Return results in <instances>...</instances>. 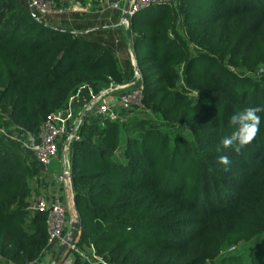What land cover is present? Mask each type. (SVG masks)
<instances>
[{
	"label": "trees",
	"instance_id": "1",
	"mask_svg": "<svg viewBox=\"0 0 264 264\" xmlns=\"http://www.w3.org/2000/svg\"><path fill=\"white\" fill-rule=\"evenodd\" d=\"M154 7L162 10L142 15ZM124 40L141 72L144 113L153 117L131 124L89 117L72 144L79 249L94 247L106 264H209L255 239L252 257L264 246V112L241 154L217 147L236 111L264 108V0L152 6L132 18ZM131 79L102 41L35 18L21 0H0V109L14 125L37 136L79 90L90 101L89 88L98 94ZM221 155L231 160L227 171ZM40 166L0 135L7 263L35 264L49 249L48 216L31 218L29 210Z\"/></svg>",
	"mask_w": 264,
	"mask_h": 264
},
{
	"label": "built area",
	"instance_id": "2",
	"mask_svg": "<svg viewBox=\"0 0 264 264\" xmlns=\"http://www.w3.org/2000/svg\"><path fill=\"white\" fill-rule=\"evenodd\" d=\"M87 1V0H85ZM179 0H112L107 3V8L113 11L122 12V24L126 26V30L130 28L131 20L139 12L152 6H161L164 4L176 3ZM32 10L36 13L39 20H42L49 14H65V13H88V10L80 8L76 4L72 9L57 11V0H29ZM125 2V5L123 3ZM98 4V2H97ZM103 4V1L100 2ZM129 7L128 13L126 7ZM54 9L56 11H54ZM97 12L101 10V5L95 7ZM128 15V19H126ZM131 45V44H130ZM131 53H133L131 45ZM134 55V54H133ZM135 78L131 82L123 85L115 83L103 88L98 94L92 88H89L88 95L90 101L85 99L84 90L81 89L78 93L72 96L66 105L50 115L43 123L40 133L36 136L22 128L14 125V133H7L5 130H0V135L11 142L19 143L23 149L31 152L36 157L41 167L48 172L55 161L64 160L59 158L58 154L62 148L66 154L71 153L72 144L81 140V131L89 117L103 118L109 121H119L122 114L128 111L129 108L136 107L139 111L144 112L145 108L142 105L143 101V85L141 76L135 67ZM263 70L260 71V74ZM83 103V107L80 105ZM67 168L59 176L53 179L54 186L47 191H42V194L31 200L30 216L35 217L37 214H46L48 216V251H53L56 255L59 254L61 247L65 243L66 236L74 222L73 219L67 218V209L64 204L62 194L66 192L67 175L72 176V161L65 159ZM35 201V202H34ZM79 237L68 246L58 263L54 264H74L76 258L90 263H103L94 247L88 252L80 250L78 244ZM45 252V253H46Z\"/></svg>",
	"mask_w": 264,
	"mask_h": 264
},
{
	"label": "rangeland",
	"instance_id": "3",
	"mask_svg": "<svg viewBox=\"0 0 264 264\" xmlns=\"http://www.w3.org/2000/svg\"><path fill=\"white\" fill-rule=\"evenodd\" d=\"M21 1L24 3V5L32 9L29 0ZM101 1H103V4H100ZM111 1L112 0H57V11H63L70 8L72 9V7H74L76 4H79L80 8L83 10H88V13H52L46 15L42 21L47 22L48 24L57 25L64 30H74L75 32L80 33L84 32V36L86 37H89L90 34L94 35L96 39L102 41L107 46L112 48L116 54H120V67L132 78L131 80L133 81L135 78V67L137 66V63L133 55L134 53H131V48L129 50V47L131 46L128 47L127 42L124 40L127 28L122 24V12L113 11L107 8V3ZM98 5H101V10L103 9V11H96L95 7ZM123 5H125V2ZM161 10L162 9L160 7H154L148 11H144L142 15L147 16L152 13L157 14ZM54 11L56 10L54 9ZM180 33L184 35L183 29H181ZM192 98L195 100L196 97L192 96ZM80 107H83V105L81 104ZM152 117L153 116L151 114L141 112L136 107H133L129 108L128 111H125L119 121L120 123L131 124L136 120ZM97 119L99 118H94L93 122L97 121ZM2 129L11 134L15 132L11 119H9L7 114L3 113L0 109V130ZM58 157L60 159L63 158L61 149L59 151ZM30 185L35 198L41 195L42 191H47L53 187L54 182L49 171L46 172L43 168H41L38 175L31 181ZM65 206L67 209V218L70 220L72 217L76 216L77 212H75V206L71 200L69 203H66ZM257 244L258 240L254 239L251 242H243L234 246H228L223 250V253L219 259L214 262H209V264H222L223 260L226 258L228 259L229 257L239 259L241 264H252V258L257 262H260L264 259V246L258 249L251 257V252Z\"/></svg>",
	"mask_w": 264,
	"mask_h": 264
},
{
	"label": "clouds",
	"instance_id": "4",
	"mask_svg": "<svg viewBox=\"0 0 264 264\" xmlns=\"http://www.w3.org/2000/svg\"><path fill=\"white\" fill-rule=\"evenodd\" d=\"M260 112H264V108L246 107L236 111L230 117V124L233 130L229 135H225L220 140V145L217 147V151H221L222 149H232L237 155L241 154L242 150L247 145L251 144L260 132ZM218 162L225 166V171L229 170L231 160L227 155L219 156Z\"/></svg>",
	"mask_w": 264,
	"mask_h": 264
},
{
	"label": "crops",
	"instance_id": "5",
	"mask_svg": "<svg viewBox=\"0 0 264 264\" xmlns=\"http://www.w3.org/2000/svg\"><path fill=\"white\" fill-rule=\"evenodd\" d=\"M78 18V17H77ZM48 24V23H47ZM50 25H52V26H57V25H54V24H50ZM58 27V26H57ZM59 29H62V28H60V27H58ZM120 29H122V28H120ZM62 30H64V29H62ZM65 31H72V30H65ZM74 31V30H73ZM75 32V31H74ZM76 33H80V32H76ZM85 35V33L83 32V33H81V36H83V37H85V38H94V39H96V37L94 36V35H92V34H90L89 35V37H86V36H84ZM105 44V43H104ZM106 45V44H105ZM128 46H129V44H128ZM129 50H130V48H129ZM117 56H118V58H120V54H118L117 53ZM63 148V147H62ZM61 148V151H62V155H63V159L64 160H61V161H55L53 164H52V167L49 169V173H50V175L52 176V178L54 179V177L55 176H59L62 172H64L65 171V169L67 168V164H66V162L67 161H65V159L67 160L68 159V161L69 162H71L72 161V157H70V156H72V150H71V153L69 152L68 154H66L65 152H64V150ZM71 154V155H70ZM72 163V162H71ZM62 196H63V199H64V204H66V203H69L70 202V198H69V195H68V193H67V190H66V192H64L63 194H62ZM33 198V197H32ZM73 218V220L75 219V217H72ZM71 218V219H72ZM56 258H57V255H56V253L55 252H53V251H49L48 253L46 252V253H44V255L42 256V258L38 261V262H36L35 264H54L55 263V260H56ZM0 264H12V263H7L5 260H3L2 258H0Z\"/></svg>",
	"mask_w": 264,
	"mask_h": 264
},
{
	"label": "water",
	"instance_id": "6",
	"mask_svg": "<svg viewBox=\"0 0 264 264\" xmlns=\"http://www.w3.org/2000/svg\"><path fill=\"white\" fill-rule=\"evenodd\" d=\"M128 11H129V7L127 6L126 12L128 13ZM32 12H33L34 17L37 18L36 13L33 10H32ZM126 19H128V15H126ZM137 72L141 76V72L138 68H137ZM66 188H67V193L69 195V198L71 199L73 205L75 206V193H74V189H73V178L70 174L67 175ZM75 212H77L76 207H75ZM80 230H81V224H80V221H79L77 213H76L74 222L71 226L70 231L68 232V234L66 236L65 243L63 244L59 254L57 255L55 263H58L60 261V259L64 255V253L67 251L68 246L70 244H72L78 238V236L80 235Z\"/></svg>",
	"mask_w": 264,
	"mask_h": 264
}]
</instances>
